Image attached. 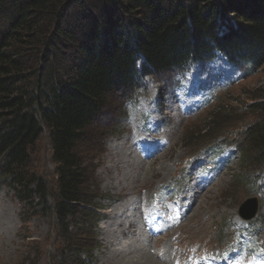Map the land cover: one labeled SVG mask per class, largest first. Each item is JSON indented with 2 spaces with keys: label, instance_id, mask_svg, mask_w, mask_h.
<instances>
[{
  "label": "trees",
  "instance_id": "1",
  "mask_svg": "<svg viewBox=\"0 0 264 264\" xmlns=\"http://www.w3.org/2000/svg\"><path fill=\"white\" fill-rule=\"evenodd\" d=\"M216 52L246 65L250 76L264 67V0H0V183L16 189L28 212L55 220L57 264H90L98 248L99 218L80 212L94 199L78 149L110 100L121 94L125 109L145 76L169 78ZM245 96L251 104L241 112L252 123L238 130L233 123L243 124L242 116L221 122L228 108L220 106L196 147L232 141L244 180L257 187L264 88ZM44 135L53 186L33 164Z\"/></svg>",
  "mask_w": 264,
  "mask_h": 264
},
{
  "label": "rangeland",
  "instance_id": "2",
  "mask_svg": "<svg viewBox=\"0 0 264 264\" xmlns=\"http://www.w3.org/2000/svg\"><path fill=\"white\" fill-rule=\"evenodd\" d=\"M219 56L213 63L202 66L201 76L204 78L208 75L204 79L207 83L213 80L214 83L224 81L222 83L226 85L236 74L231 75L227 63ZM242 80L232 88L225 86L215 105L207 109L200 106L194 109L197 102L190 111H180V100H177L175 88L168 85L170 81L165 76L147 79L148 91L143 95L139 107L132 108L130 120H123V96L119 94L110 100V105L97 126L98 129H94L91 141L80 145L78 149L89 166L87 175L90 177L91 189L87 194H91L94 199L91 205L83 206L80 212L96 214L99 218L96 240L98 248L94 251L90 264H137L139 258L145 259V263L148 261L146 259L150 258L158 263L161 260L166 261L160 264H184L183 261L188 260V255L198 252L199 249L200 252L207 251L204 248H211L212 253L206 258L201 254L193 255L190 260L192 264H210V261L221 264L231 258L252 260L253 263L260 264L264 251L259 252L253 241H259L264 246V192L259 195L256 187H253L252 178L246 177L244 180L242 159L232 157L227 165H219L214 170L216 174H204L205 181L197 172L198 166L203 169L197 161L189 165L187 170H182L184 162L193 160L200 151L196 145L206 139L202 130L208 126L211 128L209 120L215 115L218 107L228 108L226 117L224 114L219 116L221 122L242 116L243 124L236 121L233 123L238 130L255 119L246 117L247 114L243 111L242 113L241 108L243 102L251 104L244 98L246 93L264 88V67ZM146 113L150 121L155 123L154 127H157L154 136L151 131H141L143 116ZM136 136H139V139L146 137L148 141H142L140 144L148 147L150 153L156 146L165 142L166 148L162 151L158 149L153 159L145 152L140 157L134 145ZM131 147L135 154L130 155L129 165H125L120 172L114 166L116 160L122 156L121 151H128ZM198 160L206 163L209 159L208 156L199 155ZM33 161L37 172L53 186L55 164L47 135L38 142ZM140 166L151 172L146 179L144 171L142 175L134 169ZM125 173L129 174V180L119 184L121 175ZM198 179L202 184H209V187L200 190L197 202L188 199L186 201L188 188L193 187ZM167 185L180 187L172 193L166 191ZM259 185L261 182L257 189ZM261 187L264 189V177ZM191 191V196L194 197V188ZM159 194L167 195L166 201L158 203ZM175 194L180 195L177 198ZM255 197H258L257 206L260 211L254 218V234L259 236L250 240L243 232L245 228L242 227L240 216L245 210L244 205L253 203L252 199ZM189 203H192V207L190 206L191 209L184 214L181 225L173 226V220L162 208L172 210L168 207L172 205L177 206L180 211L188 208ZM145 205L150 210H144ZM28 208L29 205L22 203L18 198L15 188L0 183V264H57L55 260L60 243L55 220L38 214L36 210L28 212ZM147 213L153 220L150 225L146 221ZM159 222L168 227L163 235ZM240 239L244 243L242 246L239 244ZM89 240L90 238H86L84 245H89ZM80 244L75 243V247ZM234 246L237 248V255L232 249H227ZM166 251L167 258H164ZM224 253L225 256H222Z\"/></svg>",
  "mask_w": 264,
  "mask_h": 264
},
{
  "label": "bare ground",
  "instance_id": "3",
  "mask_svg": "<svg viewBox=\"0 0 264 264\" xmlns=\"http://www.w3.org/2000/svg\"><path fill=\"white\" fill-rule=\"evenodd\" d=\"M179 104H180V102H179ZM179 108H181V106L179 105ZM180 110V109H179ZM181 111V110H180ZM135 143V142H134ZM131 146V145H130ZM115 146L113 145L112 146V148H114ZM116 148H117V146H116ZM121 148V147H120ZM166 148V147H165ZM165 148H162L161 149V151L162 150H164ZM127 150V149H126ZM122 152V156L121 157H118V160H116V163H115V167H116V169L118 170V171H120L121 172V169H123L124 167H125V165H129V163H130V161H131V159H130V155L131 154H133L134 153V150H133V148L131 147L128 151H121ZM120 152V153H121ZM107 154V153H106ZM135 154V153H134ZM139 155L138 156H140V153H138ZM163 155V154H162ZM119 156V155H118ZM124 156V157H123ZM137 156V157H138ZM141 157V156H140ZM132 165V164H131ZM130 165V166H131ZM133 166V165H132ZM135 166V165H134ZM129 168V167H128ZM166 168V167H165ZM126 169V168H125ZM130 169V168H129ZM134 169H137V171H139V173L140 174H142V172L144 171V175H145V179L150 175L149 173H151V172H149V171H147L148 169L147 168H145V167H137V168H134ZM150 170V169H149ZM111 172V171H110ZM119 172V173H120ZM112 173V172H111ZM130 174H132L131 172H130ZM117 175V174H116ZM115 175V176H116ZM143 175V174H142ZM111 176V175H110ZM141 176V175H140ZM133 177V176H132ZM139 177V176H138ZM125 180L126 181H128L129 180V174H127V173H125L124 175H121V177H120V179H119V184L121 183V182H125ZM198 182V183H197ZM197 182H195V184H194V186L192 187V186H190L189 188H188V192H187V198H186V201H187V199H188V201L190 200V201H192V202H197V200L199 199V197H200V194H201V189H203V188H207V186L209 185V184H206V183H201L200 181H199V179L197 180ZM209 187V186H208ZM194 188V191L196 192L195 194H194V197L193 196H191V193H192V189ZM132 189V188H131ZM126 190V189H125ZM133 191V190H132ZM137 193V192H136ZM123 194V193H122ZM193 197V198H192ZM126 203V202H125ZM190 204V203H189ZM192 204V203H191ZM189 205V207L188 208H185L186 210H185V214H186V212L187 211H189L190 209H191V207H192V205ZM183 206H185V203H183ZM191 206V207H190ZM251 211H248V213H250ZM5 214V213H4ZM7 214V213H6ZM7 217V216H6ZM247 217V216H246ZM5 218V217H4ZM118 220H120V219H118ZM4 221V220H3ZM5 222H3V224H4ZM142 224H144V222L143 223H141V225ZM5 225H6V223H5ZM140 225V226H141ZM139 226V227H140ZM130 227H132L131 226V224H130ZM1 228V227H0ZM135 230V229H134ZM143 231V230H142ZM131 232H133V230L131 231ZM4 238V237H3ZM139 238H140V236H139ZM169 243V242H168ZM167 251L165 252V254H164V258H167ZM159 256V255H158ZM134 259V258H133ZM150 259V258H149ZM148 258L146 259V260H148L146 263L144 262V260L145 259H143V258H139V262L137 263V264H143V263H145V264H160L161 262H166L165 260H161L160 258H158L157 257V259H160L161 260V262L160 263H158L156 260H153V259H150L149 260ZM142 260V261H141ZM116 263V262H115ZM129 264H133L132 262H128ZM261 263H263L264 264V259L262 260V262Z\"/></svg>",
  "mask_w": 264,
  "mask_h": 264
},
{
  "label": "water",
  "instance_id": "4",
  "mask_svg": "<svg viewBox=\"0 0 264 264\" xmlns=\"http://www.w3.org/2000/svg\"><path fill=\"white\" fill-rule=\"evenodd\" d=\"M255 212H256V210L254 211V213L252 214V216H254Z\"/></svg>",
  "mask_w": 264,
  "mask_h": 264
}]
</instances>
